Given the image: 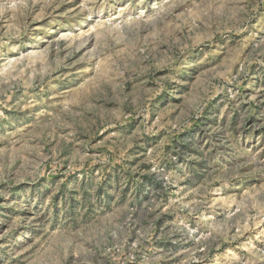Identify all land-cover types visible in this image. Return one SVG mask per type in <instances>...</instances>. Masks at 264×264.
Wrapping results in <instances>:
<instances>
[{"label":"rangeland","instance_id":"obj_1","mask_svg":"<svg viewBox=\"0 0 264 264\" xmlns=\"http://www.w3.org/2000/svg\"><path fill=\"white\" fill-rule=\"evenodd\" d=\"M0 264H264V0H0Z\"/></svg>","mask_w":264,"mask_h":264}]
</instances>
